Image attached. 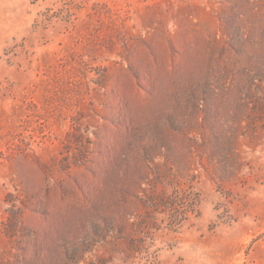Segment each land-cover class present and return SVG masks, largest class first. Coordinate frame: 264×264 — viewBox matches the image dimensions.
<instances>
[{
  "label": "rangeland",
  "instance_id": "374dc122",
  "mask_svg": "<svg viewBox=\"0 0 264 264\" xmlns=\"http://www.w3.org/2000/svg\"><path fill=\"white\" fill-rule=\"evenodd\" d=\"M0 264H264V0H0Z\"/></svg>",
  "mask_w": 264,
  "mask_h": 264
}]
</instances>
